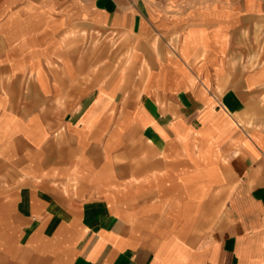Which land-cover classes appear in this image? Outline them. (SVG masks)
<instances>
[{"label": "crops", "instance_id": "0c3cea01", "mask_svg": "<svg viewBox=\"0 0 264 264\" xmlns=\"http://www.w3.org/2000/svg\"><path fill=\"white\" fill-rule=\"evenodd\" d=\"M0 264H264V0H0Z\"/></svg>", "mask_w": 264, "mask_h": 264}, {"label": "rangeland", "instance_id": "374dc122", "mask_svg": "<svg viewBox=\"0 0 264 264\" xmlns=\"http://www.w3.org/2000/svg\"><path fill=\"white\" fill-rule=\"evenodd\" d=\"M86 47L88 48H95L97 49H105L110 50L113 47H115L114 50H117L118 57L117 60L119 62V67L124 65L125 61L128 58V52H126V49H129L131 45L127 43V39L124 35H120L117 33L114 35L112 32L101 36L99 33H91L90 36L86 38ZM109 59L108 53L102 54L99 61H105ZM96 61V60H95ZM98 61V60H97Z\"/></svg>", "mask_w": 264, "mask_h": 264}]
</instances>
